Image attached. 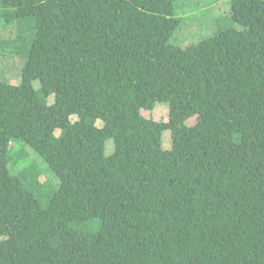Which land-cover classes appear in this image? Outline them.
<instances>
[{
  "label": "trees",
  "instance_id": "16d2710c",
  "mask_svg": "<svg viewBox=\"0 0 264 264\" xmlns=\"http://www.w3.org/2000/svg\"><path fill=\"white\" fill-rule=\"evenodd\" d=\"M178 1L0 0L25 58L0 79V264H264V0L202 4L234 25L184 47Z\"/></svg>",
  "mask_w": 264,
  "mask_h": 264
},
{
  "label": "rangeland",
  "instance_id": "374dc122",
  "mask_svg": "<svg viewBox=\"0 0 264 264\" xmlns=\"http://www.w3.org/2000/svg\"><path fill=\"white\" fill-rule=\"evenodd\" d=\"M210 0H179L176 3L177 8L182 15H185L184 24L177 30L171 43L179 46H188L190 44L200 41L204 37L212 36L213 33H219L221 31L227 30L233 27V20L224 16L222 18H217L214 14L213 8H206L202 6ZM196 8L194 9L193 7ZM199 6V7H198ZM35 18H30L27 20L20 21L17 25H13L16 29H20L19 35L20 39H24L25 43L30 46L31 35L35 32ZM5 21H0V29L3 28ZM10 48H2L0 46V79L11 85H19L22 78V70L25 65L23 56L10 55ZM23 58V59H21ZM54 99H50V103H53ZM142 114L145 118H155L157 121L165 120L169 114V108L166 104L159 103L155 106L153 111L143 110ZM196 123V118L189 119L186 122V126H193ZM98 126H102V121L97 122ZM59 131L56 132L59 135ZM170 132L167 131L164 134L163 145L165 149H170L172 145ZM114 144L112 141L107 143V153L108 155L114 152ZM31 162L20 164L17 167L19 170L23 168H30L31 164L38 166V169L42 170L41 176L38 179L40 184H45L47 182H52L55 186L58 185L57 178L48 168V166L36 155L31 154ZM31 169V168H30ZM100 228V220L88 221L85 225L81 226L80 229L88 232H97Z\"/></svg>",
  "mask_w": 264,
  "mask_h": 264
}]
</instances>
